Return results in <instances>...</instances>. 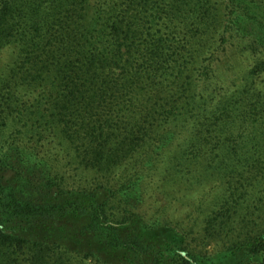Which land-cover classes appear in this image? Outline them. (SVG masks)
I'll return each mask as SVG.
<instances>
[{
  "label": "trees",
  "instance_id": "obj_1",
  "mask_svg": "<svg viewBox=\"0 0 264 264\" xmlns=\"http://www.w3.org/2000/svg\"><path fill=\"white\" fill-rule=\"evenodd\" d=\"M99 1L0 0V55L8 56L0 74V252L42 248L30 264H58L44 255L51 237L6 232L23 222L55 227L63 237L51 246L65 253L75 252L68 239L80 237L77 247L103 264H264V42L215 24L206 10L192 14L197 25L162 34L144 21L148 9L162 20L159 8L131 15L134 0H126L101 15L93 12ZM231 38L236 66L223 60ZM12 128L16 136L5 139ZM50 137L67 150L65 168L102 182L73 188L66 173L35 161ZM128 165L138 169L129 186L113 187ZM147 187L161 199V216L186 209L200 189L186 215L204 214L205 237L227 245L207 257H171L140 228L175 231L177 223L147 227L133 211H109L130 206L128 189Z\"/></svg>",
  "mask_w": 264,
  "mask_h": 264
},
{
  "label": "rangeland",
  "instance_id": "obj_2",
  "mask_svg": "<svg viewBox=\"0 0 264 264\" xmlns=\"http://www.w3.org/2000/svg\"><path fill=\"white\" fill-rule=\"evenodd\" d=\"M125 1L126 0H112L109 6H105L102 5L100 0L98 2L99 4H95L97 7L93 9V12H100L102 15V12L107 10V7H125ZM94 3L96 2L94 1ZM128 7H130L129 13L131 15H135L141 7H151L154 10L159 8L164 11L162 20H159V18H154L156 14L148 9L144 19L145 22L146 19L151 21L155 26L154 31L162 34L165 33L166 28H172L174 26H178L179 28L182 27L181 24H179L181 22L183 26L197 25L198 21H195L192 18V14L195 10H206L215 15V19L213 20L215 24L219 26L234 25V29L241 27V29L246 31L249 35L264 42V0H134V2L129 4ZM97 10L99 12H97ZM179 14L186 19H179ZM132 21L133 19L131 18L126 20L128 23ZM232 34L233 33H231V35ZM217 39L218 38L215 37V40ZM228 43L232 49H230L227 57L223 60L227 64L231 63L236 66L237 56L234 49L237 46V42L235 39L231 38ZM7 58L8 56L4 57L0 55V74L4 71L1 68V65L7 61ZM30 92L33 96L37 95V91L30 90ZM27 94L28 91H21L20 97L21 99L23 98V101L29 99L30 102L32 98H28ZM25 95L26 97H24ZM13 136H16L15 128L10 129L9 131L7 130L4 138L7 139L8 137ZM48 142L51 143L44 145L42 149L38 151L36 150V153L33 154L35 161L44 162L51 167L55 173H66V182H68L73 188L82 187L88 189L91 187V179L96 177H99V181L102 182V178H100L101 176H95L92 172L84 174L86 176L85 178L81 179L77 177L75 175L77 172L73 171V167L65 168V164L69 161V157L66 156L67 150H64L60 146L61 142L57 139L53 140L51 137ZM137 171V167L131 165L116 170L112 176L113 187L123 184V191H125L124 188L129 186L127 179ZM157 174L158 173L155 175L157 176ZM156 181L157 179L154 178L153 183H156ZM145 185L147 184L145 183L144 187H146ZM126 192V196L130 199L127 201L130 206L123 207V212L120 211V214H118V210H113L112 206L110 207L112 210L109 211L125 218L129 217V214L125 211H133L140 216L147 227H152L156 223H164V221H173L174 223H177L175 231L172 229L142 231L140 228L141 235L145 241L151 243L156 248L167 245L166 252H168V255L171 257L178 253L185 256L189 251L198 254L200 257H207L220 251L227 245L225 239L213 240L205 237L203 231L204 214L199 215L197 212L189 216L186 215L189 210H193L196 201H198V199L200 200V198H198L201 194L200 189L196 190L195 196L193 195V198L189 201V205L186 209L183 208L177 210L175 206L172 213L162 216L156 213V210L160 208L161 202L159 201H161V199L155 196L156 192L153 194V189H148L147 187L146 192L142 191L140 194L138 192V194H136V192L129 189ZM97 197L99 201H102L104 199V194H98ZM6 232L30 241H41L44 238L51 237L49 246L44 249L46 252L44 255L48 259L53 258L58 264H103L102 262H98L97 258H94V256L85 255L88 254L87 252H84L86 251L85 249H79V247H77L76 243L80 240V237L71 236L70 239H68L69 247H72L75 252L65 253L63 248L61 249L59 246L55 245L51 246L52 243L60 242L59 239H62L63 234L59 233L55 227H50L49 225L25 224L19 222L9 225ZM40 249L42 248L28 246L19 247L18 245H13L12 248L1 250L0 264H30L31 262H34V256L39 255ZM84 256H86V258H84ZM111 262L112 264H117V260H111ZM219 264H239V262L235 261L232 263L222 261ZM240 264L261 263L253 260Z\"/></svg>",
  "mask_w": 264,
  "mask_h": 264
}]
</instances>
